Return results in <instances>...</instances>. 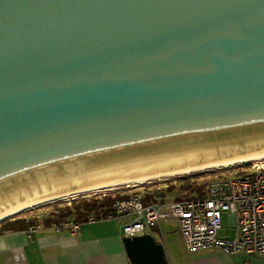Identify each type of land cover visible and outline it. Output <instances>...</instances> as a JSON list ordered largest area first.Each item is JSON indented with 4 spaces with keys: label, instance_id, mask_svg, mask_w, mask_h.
Segmentation results:
<instances>
[{
    "label": "water",
    "instance_id": "1",
    "mask_svg": "<svg viewBox=\"0 0 264 264\" xmlns=\"http://www.w3.org/2000/svg\"><path fill=\"white\" fill-rule=\"evenodd\" d=\"M260 158L264 0H0V219Z\"/></svg>",
    "mask_w": 264,
    "mask_h": 264
},
{
    "label": "built area",
    "instance_id": "2",
    "mask_svg": "<svg viewBox=\"0 0 264 264\" xmlns=\"http://www.w3.org/2000/svg\"><path fill=\"white\" fill-rule=\"evenodd\" d=\"M219 170L218 176L210 179L199 193L175 200L145 202L146 192H134L114 200L105 212L89 214L87 221L94 222L99 217L130 216L131 219L124 225V232L126 236H135L158 227L163 218H175L190 253L214 248L227 254L245 252L264 255V159ZM226 212L236 224V233L232 238L219 234ZM37 218L41 219V216ZM81 225L74 218H65L54 228L79 233ZM43 229L44 225L40 222L30 223L27 227L30 234Z\"/></svg>",
    "mask_w": 264,
    "mask_h": 264
},
{
    "label": "crops",
    "instance_id": "3",
    "mask_svg": "<svg viewBox=\"0 0 264 264\" xmlns=\"http://www.w3.org/2000/svg\"><path fill=\"white\" fill-rule=\"evenodd\" d=\"M164 193L149 194L148 199L150 202H162L191 195L185 192L167 198V194ZM90 198L74 199L69 204H56L29 215H18L0 221V264H132L123 242L126 236L124 225L131 219L130 216L111 219L99 217L94 222L87 221L88 215L63 216L66 211L69 209L75 211L84 200ZM39 216L41 219L37 218ZM65 218H74L81 222L80 232L72 233L68 229L57 231L54 226ZM230 220L235 224L231 216ZM174 221L177 222L175 227L181 234L175 218H163L158 227L149 230V233L164 244L170 264H175V260L171 255V243L165 229L172 226ZM35 222L42 223L44 229L30 234L27 227ZM156 232H160L162 237L158 238ZM235 233L236 224L234 228H222L219 232L220 236L226 238L234 237ZM182 240L184 241L183 237ZM249 258L250 254L245 252L227 254L219 249L208 248L195 253L189 252L185 264H253L248 262Z\"/></svg>",
    "mask_w": 264,
    "mask_h": 264
},
{
    "label": "rangeland",
    "instance_id": "4",
    "mask_svg": "<svg viewBox=\"0 0 264 264\" xmlns=\"http://www.w3.org/2000/svg\"><path fill=\"white\" fill-rule=\"evenodd\" d=\"M223 169V168H222ZM222 172H225L223 170ZM218 173H220L219 169H211L208 171H201V172H196L192 174H184V175H179V176H170L166 177L163 180H154L149 183L145 184H140L138 186H132V187H127V186H121L117 189L114 190H105L101 192H96V193H87V194H82L77 197L65 199V200H58L54 201L51 203H46L43 204L39 207L27 210L21 214L18 215H29L32 214L33 212L36 211H41L44 210L48 207H53L56 204H69L72 202L74 199H81L83 197H102L104 194L106 195H115L117 193L123 194V195H130L134 192H139L143 193L146 192V195H149L148 192L154 193V195H159L161 192H165L164 194H167V198H172L173 196L180 194H184L187 192V194H196L204 190L207 182L210 179H213L214 177L218 176ZM169 185V187L165 188L163 186ZM161 188H158V187ZM158 190V191H156ZM105 195V196H106ZM173 195V196H172ZM16 215V216H18ZM223 228H234L235 224L231 223L230 220V215L226 212L223 214ZM176 221H174L172 226H168L165 229L166 236L170 239L171 243V255L173 260H175V264H185L189 257V252L187 251L186 247L184 246L185 244L183 243L184 241L182 240L181 234L178 232L177 228L175 227ZM156 235L158 238L162 237V234L160 232H156ZM185 247V248H184ZM249 263L253 264H264V255L261 254H250V258L248 259Z\"/></svg>",
    "mask_w": 264,
    "mask_h": 264
},
{
    "label": "trees",
    "instance_id": "5",
    "mask_svg": "<svg viewBox=\"0 0 264 264\" xmlns=\"http://www.w3.org/2000/svg\"><path fill=\"white\" fill-rule=\"evenodd\" d=\"M128 195H123V194H115V195H106V196H102V197H92L89 200H84L83 204L81 206H79L78 208H76L75 211H73L72 209H69L68 211H66L63 216L64 217H76V216H86L89 215L91 213H101V212H105L107 211L110 206L111 203L116 200V199H120V198H125ZM150 198L149 195H145L144 200L146 202H150V200L148 199ZM86 199V198H84ZM6 220V219H5ZM3 220V221H5Z\"/></svg>",
    "mask_w": 264,
    "mask_h": 264
},
{
    "label": "bare ground",
    "instance_id": "6",
    "mask_svg": "<svg viewBox=\"0 0 264 264\" xmlns=\"http://www.w3.org/2000/svg\"><path fill=\"white\" fill-rule=\"evenodd\" d=\"M264 158H260V159H253V160H247V161H242V162H238V163H234V164H231V165H227V166H220V167H216V168H210V169H203V170H200V171H195V172H190V173H186V174H192V173H196V172H201V171H208V170H211V169H220V168H227V167H231V166H236V165H239V164H245V163H249V162H257L259 160H262ZM184 175V174H182ZM174 176H179V175H174ZM166 177H161V178H156V179H153V180H147V181H142V182H137V183H132V184H128V185H125L127 187H132V186H138L140 184H145V183H149V182H152L154 180H163L165 179ZM121 187V186H120ZM119 187H116V188H110V189H98V190H92V191H87V192H81V193H76V194H73V195H69V196H66V197H59V198H55L53 200H50V201H45L43 203H39V204H36V205H33V206H30L28 208H25V209H22L20 211H17L13 214H10L6 217H3L0 219V221L4 220L5 218H8V217H11V216H14V215H18V214H21L27 210H30V209H33V208H36V207H39L43 204H46V203H51V202H54V201H58V200H65V199H69V198H73V197H77L79 195H82V194H87V193H96V192H101V191H105V190H114V189H117Z\"/></svg>",
    "mask_w": 264,
    "mask_h": 264
}]
</instances>
